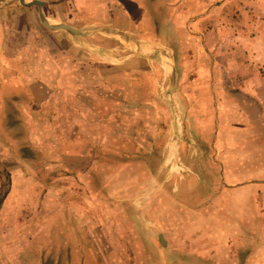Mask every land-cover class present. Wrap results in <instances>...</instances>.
I'll use <instances>...</instances> for the list:
<instances>
[{
	"label": "crops",
	"instance_id": "1",
	"mask_svg": "<svg viewBox=\"0 0 264 264\" xmlns=\"http://www.w3.org/2000/svg\"><path fill=\"white\" fill-rule=\"evenodd\" d=\"M35 1L25 0L26 4H23L21 0H0V165L9 167L15 163L22 167L25 165L37 167L35 168L37 173L29 177L26 173H21L22 169L13 172V177L26 179L24 182L28 183L26 189L18 190L15 178L13 179V187L12 185L9 187L0 205V220L9 214H12L15 220L12 225L0 221V230L7 231L9 226H12L17 230L39 231L47 228L46 224H51L50 220H53L55 225H48V228L55 230L88 231L93 228L104 230L105 216L108 218L109 215L116 213L117 220L121 221L119 215L123 211L119 209L112 213L109 209H104L100 213L102 226H95V221L97 222L95 217L97 218L100 210H94L91 191H85L84 203L78 202L79 197L75 193L74 204L71 205L75 191L70 185L62 186L61 178L64 175L60 170L57 171L58 175L51 174V180L57 183L54 191L42 190L38 174L41 172L39 168L41 163L31 158L19 157L22 146H29L20 143H29V140L17 142V136L14 138V135L18 134L16 130L23 129V133L29 134V129H38L36 132L38 141L34 149H39L45 143L52 141L58 145L60 152L62 148L69 150V157L66 158V168L69 172L65 174V180L77 182L79 176H85L87 182L92 177L87 173L91 170L93 162L97 161L88 153L78 156L77 151L81 149L82 140H87L91 142L90 144L94 142L92 136L83 138L81 129H87L86 133L91 135L93 129H99L93 125V119L104 116L108 118L109 115L108 105L107 110L104 111V108L99 110L97 106L95 107L94 103L101 102L103 105L104 102H108L105 99L109 97L111 84L119 87L143 84L136 80H126L127 73L135 70V66L141 64L142 59L148 60L145 62H148L150 71L159 70L162 77L169 74L166 82L152 77L144 83L154 87L167 84L172 78L178 68L174 63L175 54L185 55L193 52L196 55L206 56L205 45L194 47L191 51H188L187 47L177 50L173 44H168L165 37L174 38L176 34L181 37L193 35L199 43L203 33L200 29L201 24L209 17L218 0H39V4ZM40 9L51 25H67L68 28L53 29L47 26L40 17ZM66 49L70 51L71 60L58 62L56 58H61L59 55H64ZM161 58L168 60L169 63L163 62ZM195 59L192 63H180L179 68L195 71L190 82L194 89L187 93V100L198 104L196 129H178L179 132L183 131L187 134L178 146L174 143L179 141L171 142L170 145V140L165 138L167 142L164 141L161 145L160 158L155 157L152 164L154 161L156 164L160 162L166 166L172 165L174 157H165V151L175 146L179 151L177 159L185 165L190 160L186 157V152L196 150L199 156H203L200 159L207 160L215 170L220 165L224 171L223 176L214 177V183L208 188L209 190L197 191L200 195L198 197H201L199 213L203 216L214 213L219 215L220 219H225L223 216L231 215V212L237 217L238 214L245 215L254 210L249 203L255 191L249 193L247 188L254 185L252 178H264V158L241 163V160L248 161L250 156L241 159L240 153H233L234 150L237 152L246 150L249 154L250 151L258 149L262 150L264 157V111L262 109V113H258L253 109L249 114L241 115L240 107L233 104L237 99L233 91L226 93L223 90L221 77L218 74L219 65L214 62L209 67L197 56ZM80 60L83 62L80 63L81 65L78 64ZM49 68L54 69L52 77H47L50 75ZM79 69L83 70L79 73ZM112 71H115L113 75L119 77L113 80L110 77ZM58 72L61 73L59 78L56 75ZM186 79L185 77L184 80ZM238 79L233 77V81ZM252 80L247 78L241 87H247ZM172 81L174 82V78L171 79ZM100 86L101 89H98L97 87ZM96 91H101L102 97L98 98V95H95ZM121 94L124 95L123 91ZM246 96L258 97L256 94ZM122 99L124 100V97ZM260 101L264 107V101L262 99ZM201 111L205 112L204 117L200 114ZM44 129L47 132L50 130L55 132V138L40 137L42 133L46 135ZM233 129L237 131L236 135L240 132L243 134L244 130H249L252 135L248 136L246 141L239 140L240 135L233 139ZM254 129H262V132L258 131L262 135L256 138ZM125 130L129 131V129ZM65 133H71L72 137L68 143L63 144L61 139L62 134ZM190 133L196 134L197 141L190 140ZM117 147L124 148L125 142H121ZM14 150L15 157H12L10 152ZM50 160L52 161L49 167L51 166L55 171L61 168L62 163L55 155ZM134 162L135 166L141 167L140 160ZM123 164L128 165V161L123 160ZM244 164L248 167L258 164L262 168L256 173L254 168H251L250 177L243 179L242 177L246 176L243 175L247 173L246 169L241 168L245 166ZM194 176L190 178L194 179ZM195 177L199 181L205 180L204 177L207 178V176ZM150 178L158 180L155 173H152ZM33 180L36 186L31 189L30 181ZM236 181H243L244 184L228 185ZM169 182H173V177L164 181L162 190H151L148 216L150 228L155 231L165 230L167 233L173 230L175 225L184 223L180 218L182 221L173 224L175 217L173 213L183 215L186 209L179 206L173 210L169 197L174 196L175 191L170 188ZM2 192L3 184L0 181V194ZM51 199L53 203L47 206L46 201L48 203ZM63 201H69V206H63ZM31 213L30 217L26 216ZM82 214L85 215L84 224L81 222L84 216ZM236 216L233 215V219ZM164 217L167 223L164 222ZM203 228L222 231L221 238H217L212 244L213 249H210L216 256L232 248L231 238L225 235V230L233 229V240H236L237 230H244L247 227H242L241 222L235 220L233 227L228 221H220L211 226L204 224ZM86 235L88 239V234ZM223 235L226 237H222ZM3 236L7 237V232ZM167 236L166 233L161 235L160 239L163 243ZM157 239L153 241L151 239L150 243L158 245ZM7 240L9 241L8 238L6 242ZM119 242L126 245L123 241ZM140 242V240L134 241L133 244L138 247L142 245ZM1 245L7 247L5 243L0 244V248ZM235 246L236 243L233 242V250ZM2 249H0V264L15 260L13 257L11 260L8 253H2Z\"/></svg>",
	"mask_w": 264,
	"mask_h": 264
},
{
	"label": "rangeland",
	"instance_id": "2",
	"mask_svg": "<svg viewBox=\"0 0 264 264\" xmlns=\"http://www.w3.org/2000/svg\"><path fill=\"white\" fill-rule=\"evenodd\" d=\"M201 25L200 29L203 33L199 43L193 35L181 37L175 33L174 38L165 37L168 44H173L177 50L187 47L188 51H191L194 47L207 46L206 56L196 55L193 52L185 55L175 54L174 63L178 68L172 75L173 83L170 79L167 84L154 87L144 84L152 77L166 82L169 74L162 77L159 70L150 71L148 62H145L148 60L142 59L141 64L135 66V70L127 73L126 80H136L143 84L126 85L125 87L111 84L109 97L105 99L108 102H104L103 105L101 102L94 103L95 107L97 106L99 110L104 108V111L107 110L108 105L109 115L108 118L104 116V118L95 117L93 119V125L99 128L93 129V134L89 135L86 133L87 129H81V136L83 138L92 136L94 142L90 144L91 142L82 140L80 144L82 152L77 151L78 156L88 153L93 160L97 161L93 162L91 170L87 173L90 177L92 176L87 182H85V176H79L77 182L65 180L64 176L69 172L66 168L69 150L62 148L60 152L58 145L52 141L45 143L39 149H34L38 141L36 133L38 129H29V134L23 133V129L16 130L18 134L14 135V138L17 136V142L20 143L24 139L29 140V143H20L21 145L29 144V146H22L19 157L31 158L41 163L39 165L41 172L38 174L42 190L54 191L57 183L51 180V174L58 175L60 170L64 175L61 178L63 179L62 186L70 185L75 191L71 205L74 204L75 193L79 197L78 202L84 203L85 191H91L94 210H100L97 218L95 217L97 220L95 226H102L100 213L104 209H109L112 213L120 209L123 213L119 215L121 221L117 220L116 213L109 215L108 218L105 216L104 230L93 228L88 231L84 229L70 231L48 228V225H55L53 220H50L51 224H46L47 228L39 231H23L9 226L7 231L0 230V244L5 243L8 247L4 248V245H1L2 253H8L11 260L12 257L15 259L6 264H264V178H252L254 185L247 188L248 192L254 193L255 191L249 203L254 208L252 212L249 211L245 215L238 214V217L231 212V215L223 216L225 219H220L219 215L214 213L203 216L198 210L201 207L199 204L201 197H198L200 195L197 191L209 190L208 188L214 183V177L223 176V167L218 165L215 170L207 160L200 159L203 156H199L196 150L186 152V157L190 160L184 165L177 159L179 151L175 148L187 137V134L183 131L179 132L178 129H196L197 125L196 118L199 111L196 107L198 104L187 100V93L194 89L190 82H192L195 71L179 68L180 63L195 62L196 56L209 67L214 62L219 65L218 74L221 77L223 90L226 93L233 91L234 96L237 97L233 104L240 107L241 115L249 114L253 109L258 113H262V109L264 111L260 101L261 99L264 101V0H218V4L213 6L209 17ZM63 53L64 55H59L61 58H56L58 62L71 60L69 50ZM161 60L169 63L168 60L162 58ZM73 63L77 62L73 61ZM80 63L83 62H78ZM82 70L79 69V73ZM49 71L50 75L47 77H52L54 69L49 68ZM114 72L112 71L110 76L113 80L119 77L113 75ZM60 74L56 73L58 78ZM185 77L186 80H184ZM233 77L243 80L233 81ZM246 77L253 80L250 85L242 88L241 85L245 84ZM97 88L101 89V86ZM101 94H103L101 91L95 92L98 98L102 97ZM253 94L258 97L248 98L246 96ZM200 114L204 117L205 112L201 111ZM124 129H129V131L125 130L126 134H124ZM254 130L256 138L262 135L258 133V131L262 132V129ZM236 134L237 131L233 129V139L240 135L239 140L244 141L252 135L249 130H244L243 134L241 132L239 135ZM45 136L47 139H53L55 132L50 130L46 131V135L44 133L40 135L43 139ZM190 136L191 141H197L196 134L190 133ZM70 137H72L71 133L62 134L61 143H68ZM165 138L170 140V145L171 142L179 141L174 143L173 148L165 151V157H174V163L166 166L153 161L152 164L155 157L160 158L161 145ZM123 141L125 147L119 149L117 145ZM234 151L233 154L240 153L239 158L241 159L250 156L248 161L241 160V163L264 158L262 150L258 149L250 151L249 154L246 150ZM15 152V150L10 152L12 157H15ZM54 155L62 163L61 168L56 171L51 166L49 167L52 161L50 159ZM123 160L128 161V165L124 166ZM136 160L142 162L141 167L135 166L134 161ZM244 165L241 168L246 169L247 173L243 175H246L242 177L243 179L250 177L251 168H254L255 173L262 168L258 164L254 167ZM35 168L37 167L17 166L15 163L9 167L1 164L0 181L6 185L9 181L7 187L11 185L13 187L15 178L17 189H26L28 183L24 182L26 179L13 177V172L16 169H22L21 173H26L29 177L37 173ZM151 170L157 176V181L150 178ZM194 175L207 176V178L204 177L205 180L199 181ZM190 176H194V179ZM172 177L173 182H169V185L175 193L174 196L169 197V201L173 205V210L179 206L186 207V209L183 215L173 213L175 216H173V224L182 221L181 219L184 223L175 225V228L168 233L163 230L168 235L163 243L160 239L161 235H164L163 231H155L148 224L150 193L151 190H162L164 181ZM247 182L249 184V181ZM243 184V181H236L228 185ZM34 186H36L35 181H30L29 187L33 189ZM157 200L159 201L160 198ZM48 203L46 201L47 206L52 204L53 200H49ZM63 206L68 207L69 201H63ZM31 215L32 213L26 216ZM233 215L236 216L235 219ZM84 217L85 215L81 221L82 224H84ZM163 219L167 223L166 218ZM14 220L12 214H9L0 221L12 225ZM235 220L241 222L242 227L247 228L237 230L236 240H233V229L225 230V235L231 238L232 248L224 254L215 256L210 249H213L212 244L217 241V238H221L222 231L204 229V224L211 226L220 221H228L233 227ZM5 232H7V237L3 236ZM225 235L222 237H226ZM6 238L9 239L8 242ZM151 239L152 241L157 239L158 245L150 243ZM139 240L142 245L136 247L133 243ZM119 241L125 242L126 245ZM233 242L236 243L234 250ZM86 252L89 254L87 255Z\"/></svg>",
	"mask_w": 264,
	"mask_h": 264
},
{
	"label": "water",
	"instance_id": "3",
	"mask_svg": "<svg viewBox=\"0 0 264 264\" xmlns=\"http://www.w3.org/2000/svg\"><path fill=\"white\" fill-rule=\"evenodd\" d=\"M21 1H22L23 4H26V3H25V0H21ZM35 2H37L38 4L40 3L39 0H36ZM39 13H40V17H41L42 21H43L47 26H49L50 28H53V29H55V28H59V27H66V28H68L67 25H57V26H55V25H51V24L46 20V18H45V16H44V14H43V12H42L41 9L39 10Z\"/></svg>",
	"mask_w": 264,
	"mask_h": 264
},
{
	"label": "trees",
	"instance_id": "4",
	"mask_svg": "<svg viewBox=\"0 0 264 264\" xmlns=\"http://www.w3.org/2000/svg\"><path fill=\"white\" fill-rule=\"evenodd\" d=\"M8 175H9V172L7 173V177H8ZM8 184H9V181H7V185H6V183H3V192L0 194V205H1V202H2V200H3V197H4V195L6 194V192L9 190V187H7L8 186Z\"/></svg>",
	"mask_w": 264,
	"mask_h": 264
}]
</instances>
